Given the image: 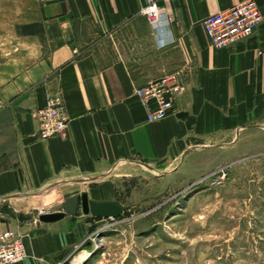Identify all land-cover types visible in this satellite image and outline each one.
I'll return each mask as SVG.
<instances>
[{"label":"crops","instance_id":"obj_1","mask_svg":"<svg viewBox=\"0 0 264 264\" xmlns=\"http://www.w3.org/2000/svg\"><path fill=\"white\" fill-rule=\"evenodd\" d=\"M240 1L155 0L173 38L158 47L139 12L145 0H0L13 7L6 19L20 44L0 62V200L10 204L0 210V231L21 232L26 252L13 264H61L88 228L79 210L45 223L15 200L56 183H96L88 197L109 201L105 180L122 163L188 178L198 151L217 144L207 140L231 135L232 143L264 129V0H253L259 25L231 45L212 47L202 27ZM170 74L183 88L172 110L150 121L145 104L155 100L143 103L135 90ZM54 91L66 128L38 139L32 111Z\"/></svg>","mask_w":264,"mask_h":264},{"label":"rangeland","instance_id":"obj_2","mask_svg":"<svg viewBox=\"0 0 264 264\" xmlns=\"http://www.w3.org/2000/svg\"><path fill=\"white\" fill-rule=\"evenodd\" d=\"M11 10L0 5V62L20 46L6 19ZM230 139L207 140L217 144L198 151L188 178L120 164L105 183L113 190L107 198L123 212L86 215L83 239L61 264H264V129ZM94 184L56 183L15 201L38 220L40 210H60L68 194ZM5 203L0 200V210Z\"/></svg>","mask_w":264,"mask_h":264},{"label":"built area","instance_id":"obj_3","mask_svg":"<svg viewBox=\"0 0 264 264\" xmlns=\"http://www.w3.org/2000/svg\"><path fill=\"white\" fill-rule=\"evenodd\" d=\"M139 12L148 20L158 47L172 42L173 38L168 30L169 19L164 10L156 7L155 0H145ZM261 20L262 15L256 3L253 0H244L206 16L202 27L209 44L214 48H222L250 35ZM181 90L182 85L177 75L170 74L159 77L151 84L138 87L135 94L143 103L148 99L155 100L153 108L145 104L147 119L152 121L165 117L172 110ZM32 117L37 122L38 139L63 134L67 115L61 94L56 91L49 92L44 105L32 111ZM40 213H43L42 210ZM25 256L23 234L10 228L1 230L0 264H13Z\"/></svg>","mask_w":264,"mask_h":264},{"label":"water","instance_id":"obj_4","mask_svg":"<svg viewBox=\"0 0 264 264\" xmlns=\"http://www.w3.org/2000/svg\"><path fill=\"white\" fill-rule=\"evenodd\" d=\"M60 207L61 209L57 211L40 213L38 215V220L45 223L54 222L65 216H75L78 210L84 215L103 218L116 216L123 212L121 205L112 201H96L90 199L85 191L69 196L61 202ZM103 222L104 220H100L95 223V226L98 227L103 224Z\"/></svg>","mask_w":264,"mask_h":264},{"label":"bare ground","instance_id":"obj_5","mask_svg":"<svg viewBox=\"0 0 264 264\" xmlns=\"http://www.w3.org/2000/svg\"><path fill=\"white\" fill-rule=\"evenodd\" d=\"M78 262H79V260H78Z\"/></svg>","mask_w":264,"mask_h":264}]
</instances>
